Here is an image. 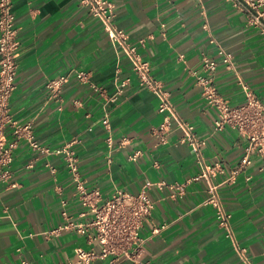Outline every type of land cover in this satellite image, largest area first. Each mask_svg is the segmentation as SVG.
I'll list each match as a JSON object with an SVG mask.
<instances>
[{"label":"crops","instance_id":"0c3cea01","mask_svg":"<svg viewBox=\"0 0 264 264\" xmlns=\"http://www.w3.org/2000/svg\"><path fill=\"white\" fill-rule=\"evenodd\" d=\"M111 1L113 25L137 44L177 116L192 122L197 136L206 140L203 161L222 165L224 171L211 181L219 185L248 260L219 225L214 205L205 203L209 179L200 176L202 159L182 141L175 120L161 140L159 97L141 85L125 53L81 0H13L20 39L11 98L15 118L31 123L34 139L43 145L54 148L74 141L81 179L102 197L115 188L146 191L155 206L142 229L141 261L264 264L263 163L254 156L241 167L247 142L229 125L216 129L217 109L205 96L208 85L199 81L209 77V85L233 106L246 101L248 86L264 105V33L232 0ZM224 53L233 56L231 64L222 61ZM205 58L218 60L216 70L203 68ZM118 67L131 81L117 102H108L105 95L115 90ZM73 69L86 71L91 81L72 74L61 99L53 96L47 81ZM9 139L15 136L10 133ZM16 144L11 177L0 184V264H19L23 258L30 264H77L75 249L89 247L87 237L73 228L49 233L64 222L90 218L81 215L86 208L71 172L61 156L34 149L28 139ZM147 180L152 186L145 187ZM173 183H185V192L180 194ZM153 223L166 227L152 233ZM91 264L134 262L98 258Z\"/></svg>","mask_w":264,"mask_h":264},{"label":"built area","instance_id":"2783aa9c","mask_svg":"<svg viewBox=\"0 0 264 264\" xmlns=\"http://www.w3.org/2000/svg\"><path fill=\"white\" fill-rule=\"evenodd\" d=\"M236 6L248 14L251 24L258 26L264 33V0H232ZM89 6L94 16L98 17L106 29L112 43L122 49L132 64V71L138 75L140 83L145 88L154 92L160 99L159 111L164 114V121L160 127L161 140H166V133L170 130L173 120L183 131L182 141L188 142L196 155L203 161L201 150L206 140L197 136L195 125L180 119L173 109L168 95L162 90L161 82L150 76V65L143 60L136 43H133L129 35L113 25L115 17V4L111 0H81ZM17 16L13 7V0H0V184L11 177V167L17 145V139L26 138L31 146L39 151L56 154L62 157L66 166L77 184L80 203L86 208L82 216L90 214L88 220L67 221L49 230L52 235H59L64 230L75 229L78 234L87 237L89 247L79 246L75 249L77 264H91L98 258H110L112 261L120 257L131 258L134 264H159L151 261H141V251L145 237L142 229L145 222L151 217L154 210V201L145 190L132 193L121 188H115L107 198L102 197L98 189H89L81 179L79 157L72 144L74 141L57 147H49L34 139L31 123L21 124L15 118L11 98L16 89V77L19 70L17 50L20 46ZM183 57V55L181 56ZM222 61L232 63L233 56L224 53ZM218 60L205 58L203 68L214 71L218 67ZM121 67L117 68L115 75V90L112 94L105 95L108 102H117L124 93L125 87L130 83V76H121ZM72 74L83 81L90 82L89 74L84 70L73 69L71 73L62 74L47 81V87L53 96L61 99L64 86ZM209 77H201L200 82L208 85L205 96L208 102L217 109L218 117L215 127L222 130L227 125L237 129L247 142L245 153L242 156L241 167L250 165L253 157H259L264 166V105L257 95L248 86H245L246 101L241 105L233 106L230 101L221 95L215 87L209 85ZM92 87L101 92L105 90L97 84ZM15 136L10 141L9 134ZM56 168L53 167V171ZM222 165L217 162L210 165L202 162L201 177L209 179V196L206 204H212L216 208V217L219 225L226 231V236L231 240L241 258H247V248L240 245L232 225V215L224 208L219 185L211 181V177L223 172ZM235 172H238L235 171ZM232 179V178H231ZM147 180L145 187L152 186ZM165 183H159L164 185ZM180 194L185 192V183H173ZM67 211L63 215L67 216ZM166 224H152V233H159ZM19 264H30L27 259H21Z\"/></svg>","mask_w":264,"mask_h":264}]
</instances>
